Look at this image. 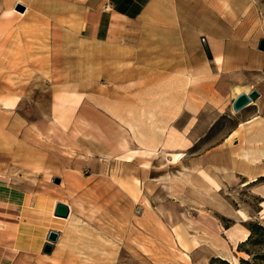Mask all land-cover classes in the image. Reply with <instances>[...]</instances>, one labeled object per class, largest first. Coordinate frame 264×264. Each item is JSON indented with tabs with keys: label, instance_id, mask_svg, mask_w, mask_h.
<instances>
[{
	"label": "rangeland",
	"instance_id": "obj_1",
	"mask_svg": "<svg viewBox=\"0 0 264 264\" xmlns=\"http://www.w3.org/2000/svg\"><path fill=\"white\" fill-rule=\"evenodd\" d=\"M230 1L234 20L221 24L233 36L231 65L248 67L264 39V0ZM3 2L13 13L0 44V209L22 211L29 228L21 242L30 251L0 253V264H264V155L255 167L257 151L243 144L256 137L264 108L232 109L236 87L251 86L221 92L213 73L207 104L196 102V129L203 126L195 141L183 121L174 128L158 119L146 133L149 152L108 110L113 103L125 116L124 45L95 43L88 28L108 5ZM193 36L184 30L202 53L205 37ZM54 203L71 205L69 219L53 217ZM50 230L59 237L46 254L40 246Z\"/></svg>",
	"mask_w": 264,
	"mask_h": 264
},
{
	"label": "crops",
	"instance_id": "obj_2",
	"mask_svg": "<svg viewBox=\"0 0 264 264\" xmlns=\"http://www.w3.org/2000/svg\"><path fill=\"white\" fill-rule=\"evenodd\" d=\"M253 2L254 0L252 3L248 0L244 5L254 6ZM256 2L258 7L260 0ZM97 3L109 5L107 11L111 12L90 15L89 38L95 43L120 40L125 50L123 87L127 98L124 109L122 108L125 116H119L121 108L118 107L117 111V105L113 103L108 104L109 113L122 120L130 133L140 134L142 144L148 151L154 145L153 139L146 133L154 132L158 127V119L167 123V127L174 128L183 121L184 135H187L190 142L195 141L203 126L196 129V118L200 116L196 102L203 100L204 105L207 104L206 101L211 96L213 73L220 80L221 92H227L237 85H250L248 92L255 89L259 93L252 106H256V114L264 108V51L259 50L258 46L254 47L253 52L258 60L249 63L248 67H245L244 62H240L239 66L231 65L228 47L229 37L233 36L228 33L227 26L222 27L221 24L234 20L229 12V5L234 4L230 0H97ZM5 5L8 6V3L0 0V44L4 37V21L11 15H4L5 11L11 10ZM190 21L194 23L193 26L183 25ZM213 21H221L219 27L213 26ZM200 23L204 25L201 26ZM185 29L192 30L194 36L202 34L205 37L211 59L206 56L205 51L200 53L195 45L190 47L186 43L183 38ZM195 84H198L199 93L203 92L202 99L196 95ZM143 124L146 130L139 128ZM242 124L244 123L241 122L238 128ZM253 126L256 137L243 144L257 151L252 165L259 167L264 155V121ZM177 132L180 133V128ZM226 144L227 139L217 148H227ZM14 209L16 210L0 209V253L14 251L22 254L30 251L21 242L29 225H25L22 220L19 207ZM45 243L47 242L43 241L40 248Z\"/></svg>",
	"mask_w": 264,
	"mask_h": 264
},
{
	"label": "water",
	"instance_id": "obj_3",
	"mask_svg": "<svg viewBox=\"0 0 264 264\" xmlns=\"http://www.w3.org/2000/svg\"><path fill=\"white\" fill-rule=\"evenodd\" d=\"M23 8L21 9V11ZM204 51L207 55L208 58L211 59L212 55L209 50V47L205 41V39L202 40ZM258 49L261 51H264V39H260L258 43ZM259 96V93L257 90L252 89L251 91L247 92H242L239 95L235 97V99L232 102V109L234 112H239L246 106H248L251 102L255 101ZM55 182H59V179L57 178ZM54 215L62 218H67L69 216V207L65 204L62 203H57L55 210H54ZM59 237V233L50 230L47 235V243L44 244L42 251L46 254H50L53 250V245L52 243H55ZM50 242V243H49Z\"/></svg>",
	"mask_w": 264,
	"mask_h": 264
},
{
	"label": "bare ground",
	"instance_id": "obj_4",
	"mask_svg": "<svg viewBox=\"0 0 264 264\" xmlns=\"http://www.w3.org/2000/svg\"><path fill=\"white\" fill-rule=\"evenodd\" d=\"M14 12H16L15 10H14ZM13 13V10H8V11H5L4 12V15H6V16H8V15H10V14H12ZM217 61H220V58H217L216 59ZM244 90V92H247L248 93V89H247V87H239V86H237L236 87V95H235V97L237 96V95H239L242 91ZM6 104V106H11V105H13V103H5ZM137 140L140 142V143H142V141H141V135L140 134H138L137 135ZM126 148V147H125ZM149 152H151V151H149ZM264 152V151H263ZM123 158H124V162H127V163H131L132 162V158H131V156L128 154V152H127V150H125L124 152H123V155H121ZM135 186H137V185H135ZM56 204L57 203H54L53 205H49L48 204V206H47V208L49 209V211H50V213L53 215V217L55 218V219H64V220H66V219H69V217H70V215H71V205L70 204H67L68 206H69V209H70V213H69V216L67 217V218H62V217H58V216H55L54 215V210H55V207H56ZM247 239V234H245L244 236H243V238H242V241H245Z\"/></svg>",
	"mask_w": 264,
	"mask_h": 264
},
{
	"label": "trees",
	"instance_id": "obj_5",
	"mask_svg": "<svg viewBox=\"0 0 264 264\" xmlns=\"http://www.w3.org/2000/svg\"><path fill=\"white\" fill-rule=\"evenodd\" d=\"M241 263L242 264H249L247 260H243V259L241 260Z\"/></svg>",
	"mask_w": 264,
	"mask_h": 264
},
{
	"label": "built area",
	"instance_id": "obj_6",
	"mask_svg": "<svg viewBox=\"0 0 264 264\" xmlns=\"http://www.w3.org/2000/svg\"><path fill=\"white\" fill-rule=\"evenodd\" d=\"M105 11L109 10V5L104 8Z\"/></svg>",
	"mask_w": 264,
	"mask_h": 264
}]
</instances>
